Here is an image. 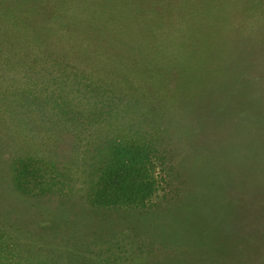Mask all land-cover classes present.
Returning a JSON list of instances; mask_svg holds the SVG:
<instances>
[{
  "label": "trees",
  "instance_id": "1",
  "mask_svg": "<svg viewBox=\"0 0 264 264\" xmlns=\"http://www.w3.org/2000/svg\"><path fill=\"white\" fill-rule=\"evenodd\" d=\"M85 2L88 7H99L92 0ZM67 3L68 0H52L49 7L48 0H0V23L4 22L14 29L17 37L3 51V44L8 43V40L5 37L1 39L0 35V59L13 68L20 64H24V69L26 65L33 66V69L30 68L32 74L39 75L37 82L31 84L35 85L30 90L32 100L25 97L21 104L15 103V106L25 102L29 105L39 104V87L50 83L47 77L55 82V89L50 92L54 98H48L44 103L51 110H34L41 114L42 121L49 124L48 130L53 131L52 134L58 129H65L75 139L72 150L74 156L68 159L65 169L75 170L80 165L85 186L83 199L93 208H83L84 219L90 213L91 216L78 231L75 223H70L68 218L72 214L74 217L80 216L82 213L79 210H66L60 216L57 211L51 215L49 235L62 234L66 239L58 245L62 247L61 252L64 251L61 258L69 264L125 263L123 259L118 261L115 258L117 255L110 252V247L105 249L107 253L104 258H100L101 253L91 257L90 244L85 241V235L92 230V226H97L95 232L99 230L97 233L101 236L107 232L103 231L105 227L102 226V220L105 213L114 209L140 211L139 221L142 224L147 222L146 230L142 231L134 229L132 224L125 226L130 230V235H126L125 239L131 238V250L122 251L120 246L121 254L133 251L134 255H143L145 251L148 252L146 249L151 250L153 247L145 239L172 224L170 238L163 241V237L158 242L164 250L173 248L171 256L134 264H251V248L253 264H264V159L258 157L262 170L260 176L258 171L245 174L243 168L252 166L250 153L240 149L246 157L242 164L233 156L225 158L223 155L232 142L221 143L214 151V157L209 155L208 145L211 143L204 145L207 138H218L222 131L220 124L230 126L228 115L234 114L230 122L238 120L239 125L243 118L253 114L245 115L257 108L256 104L262 101L260 97L264 89L255 94L250 92L247 97L252 96L251 100L222 108L221 85L226 81L212 77L203 79V72L199 68L205 66L213 72L214 66L218 68L224 65L227 51L222 48L215 50L212 45L218 43H210V39L199 31L198 41H202L201 47L205 46L200 50L206 49L203 56L211 58V66L203 61L199 52L186 60L182 59V63L172 59L163 62L162 55L157 60L149 61L147 50L140 47L141 54H138L134 50L137 48L132 44L130 49L126 48V41L121 39L117 43L122 50L128 51L126 57H122L121 49H115L112 54L102 53L98 65L97 61L92 65L91 57L84 52L75 54L81 58L79 61L72 59L75 39L83 42V37L75 36L69 30L82 25L80 23L77 26L78 23L73 24L69 20L73 11H65ZM41 15L46 16L49 23L55 17L56 26H65L68 35L65 38L52 35L56 28L48 26L47 33L42 28L36 34L34 21ZM37 44L44 49L37 52V56L29 58V50H33ZM190 49L191 52L197 50L196 47ZM218 51L222 53V61L217 60ZM112 56L121 61L118 66L124 70L112 66ZM193 61L195 66L191 68ZM75 64L80 67L74 68ZM234 65L224 66V69L221 66L219 71L231 75L241 68L240 63ZM139 66L138 72H146L145 75L140 77L134 73L133 76H127L126 69L131 72ZM171 66L179 67L185 74L182 68H189L191 74L176 77ZM148 72L153 74L150 76ZM67 78L70 82L66 84L64 80ZM226 84L227 87H236L230 81ZM100 93L107 95V98L94 99ZM224 103L227 104L226 101ZM257 115H261L260 112ZM199 125L200 128L196 129ZM219 125L221 130L217 128ZM211 126L214 127L212 132L207 131ZM261 127L264 129V122L259 119L256 130ZM225 128L230 130L229 127ZM217 140L222 142L224 139ZM250 144H245L249 152ZM155 160L164 173L161 182L165 187L160 188L159 181L155 179ZM212 162L215 173L214 176H208L210 185L207 186L208 180L199 181L196 173L206 172L207 164ZM16 174L18 181L14 177V189L24 195L33 193L31 180H27L25 173L19 171ZM248 176L250 178H246ZM248 184L256 185L255 189L246 190ZM166 187H173L171 198L166 199V193L159 198L158 193L165 192ZM46 192V189H39L37 193ZM182 196L185 198L175 207L176 200ZM129 216L125 219H129ZM121 240L117 235L114 237V248H118Z\"/></svg>",
  "mask_w": 264,
  "mask_h": 264
},
{
  "label": "rangeland",
  "instance_id": "2",
  "mask_svg": "<svg viewBox=\"0 0 264 264\" xmlns=\"http://www.w3.org/2000/svg\"><path fill=\"white\" fill-rule=\"evenodd\" d=\"M92 1L99 7H88L85 0H68L69 3L65 4L67 7H64L65 11H73V14L69 16V20L73 24L78 23L77 26L80 23L82 25L76 29L69 30L75 36L83 37V42L75 39L73 54H70L72 59L79 61L81 58L76 57L75 54L84 52L86 56L91 57L92 65H95L96 61L98 65L102 53L109 52L112 54L115 49H121L117 43V40L121 39L126 41H124L126 48L130 49L132 46L137 48L134 50L138 54L139 52L141 54L140 47L147 50L149 55L147 59L149 61L157 60L162 55L161 59H163V62L167 59H170V61L172 59L182 63V59L185 58L186 60L187 57L197 52H199V56L204 55L206 49H200L205 46L201 47L202 41H198L199 33H202L210 39L208 40L210 43H218H212V47L215 50L222 48L227 51L224 65H219L218 68L214 66L213 72L205 66H200L199 70L203 72L202 78L209 79L212 77L216 80L230 81L236 84V87H227L226 82L221 85L222 99H220V105L222 108H227V105L237 106L241 102L251 100L252 96L247 97L250 92L255 94L264 89V0ZM51 2L52 0H48L49 7ZM46 18L44 15L36 17L34 21L36 34H39L42 28H45L47 33L48 26L49 28H56L55 33L52 35L62 38L68 35L65 26H56L55 17L50 23ZM16 28L19 30V27ZM45 32L43 35L46 37ZM0 35H2L1 39L5 37L8 40V43L3 44V51L7 50L6 48L10 47L9 45L17 38L15 30L4 22L0 23ZM54 42L58 43L56 40ZM65 45L67 46L66 42ZM204 45L208 44L205 43ZM193 47H196L197 50L191 52L190 48ZM43 49L42 45L37 44L33 50H29V58H33L34 55L37 56L36 53ZM134 50L132 51L134 52ZM121 52L122 57L127 56L128 51L126 49H121ZM217 53V60L222 61V53L220 51ZM202 59L211 66L210 57L203 56ZM110 63L115 68L125 69L118 66L121 65V61L114 59L113 56ZM237 63L241 64V68H237V72L231 75L228 72L219 71L221 66L224 69L225 67L235 66L234 64ZM42 65L50 67L47 64ZM23 66L24 64L14 68L9 67L0 59V264H69L64 258H61L64 251L61 252L62 247H58L65 237L62 234L49 235L50 217L52 214H56L57 211L60 212V216L66 210L74 209V212L79 210L82 213L80 216L74 217L72 214L68 218L70 223H75V229L78 231L82 228L80 226L91 216L90 213L84 219L83 208L87 206L91 210L93 208L83 199L85 186L80 173V165L78 164L75 170L65 169L68 159L74 156L72 150L75 145V139L65 129H58L52 134L53 131L48 130L49 124L42 121L43 117L41 114L34 110H51L48 104L45 106L44 103L48 98H54V95L50 92L55 89V82L50 80V77H47L49 84L47 82L44 83V85L39 87L38 91L34 88L39 94L37 96L38 100H41L39 104L29 105L25 102L21 106H15V103L21 104L25 97L32 100V91L30 92V90L31 86L35 87V85L31 84L34 83L33 81L37 82L39 77L37 73V76L32 74L33 72H31L30 68L33 69V66L26 65L25 69ZM143 66L146 67L145 64ZM194 66L195 62L193 61L190 67ZM78 67L80 65H74V68ZM140 67H134L135 69L131 72L126 69L127 76H133L132 74L134 73H138L137 75L139 76L145 75L146 72H138ZM171 67L173 68V73H176V77L191 74L189 68H182L186 72L185 74L182 73L179 67ZM233 68L231 67V69ZM148 75H150L149 72ZM64 82L67 84L70 81L67 78ZM242 82L244 83L241 85ZM36 86L38 85L36 84ZM14 94H17V96L15 97ZM100 98L105 100L107 95L104 96V94L100 93L94 99ZM260 100L262 101L256 104L258 105L257 108L250 110L245 115L248 113L253 114L243 118L239 125H237L238 120L230 122V118L234 114L228 115V125L230 126L220 124L222 126L221 134H219L220 132L216 133V136L219 134L217 139H224L222 142L217 140L216 137H209L204 143V145L208 142L211 143L208 145L210 146L209 155L214 157V151L222 145L221 143L232 142L227 146V152L224 151V157L231 158L230 156H233L243 164L246 157L243 156V151L240 149L245 150L252 155L251 159L253 158V160H250L252 166L243 168L245 174L258 171L259 176L262 174V170L258 157L262 156L264 159V129L261 127V129L256 130V123L259 119L264 122V93ZM255 109L257 110L254 111ZM258 112L261 115H257ZM220 125L217 128L221 130ZM225 127H229L230 130H225ZM199 128L200 125L196 129ZM213 129L214 127L211 126L210 130L207 129V131L212 132ZM248 143H251L249 145L250 152L245 147V144ZM235 149L238 150L235 153L232 152ZM156 161H153L155 179L159 181L160 188L165 187L161 182L164 173L160 170ZM212 165L213 162L208 163L206 172L196 173L199 175L197 177L199 181L201 179L206 181L208 176H214L215 170H212ZM19 171H23L27 180H31L30 184L32 189H34L33 193L24 195L14 189V177L18 181L16 173ZM191 171L192 166L189 167V172ZM96 181H98V176ZM209 185L210 182L208 180L207 186ZM255 187L256 185L254 184H248L246 190L253 191ZM39 189H46L47 192L45 194L37 193ZM171 189L173 187L167 188L165 192L163 190L158 193L159 198L161 196L164 197L165 193L166 199L171 198L173 194ZM184 198L182 196L176 200L175 207ZM139 213L140 211L136 210L114 209L105 213L102 226L105 227L103 231L107 232H103L104 234L101 236L97 233L99 230L95 232L97 226L95 228L92 226V230L85 235L87 236L85 241H88L91 247L92 253L90 256L95 257L101 253L100 258H104L107 253L105 249L108 247H110L111 253L117 255L115 258L118 261L120 259L124 260L125 263L116 262L121 264H134L143 260L154 262L166 255L171 256L173 248L164 250L159 246L158 242L163 237L165 238L163 241L170 238L172 224H168L169 228L160 229L151 237L145 239V242L153 244V247L151 250L146 249L148 252L145 251L143 255H134L133 251L120 253L128 249L131 250L129 247L131 238L125 239L126 235H130V230L125 228V226L132 224L134 229L146 230L147 222L142 224L139 221L141 216ZM128 215H130L129 219H125ZM71 225L73 226L74 224ZM121 230H124L123 233L120 232ZM252 233L254 234V232ZM116 235L122 239L121 244H118V248H114L113 243ZM120 246H122V251L119 249ZM250 253L252 254L251 264H253L252 248ZM184 263L180 262L179 264Z\"/></svg>",
  "mask_w": 264,
  "mask_h": 264
}]
</instances>
